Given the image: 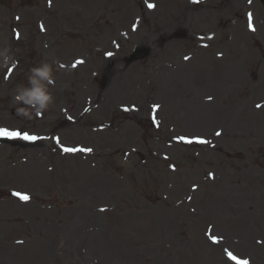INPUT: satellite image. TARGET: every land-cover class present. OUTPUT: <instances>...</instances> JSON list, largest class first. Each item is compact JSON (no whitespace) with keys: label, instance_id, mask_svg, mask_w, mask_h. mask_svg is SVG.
I'll return each mask as SVG.
<instances>
[{"label":"rangeland","instance_id":"374dc122","mask_svg":"<svg viewBox=\"0 0 264 264\" xmlns=\"http://www.w3.org/2000/svg\"><path fill=\"white\" fill-rule=\"evenodd\" d=\"M207 1L219 7L191 8V29L177 0H0V52L15 61L0 67V128L38 137L0 145V264H235L225 249L264 264V29L248 35L223 20L231 0ZM138 46L149 56L124 68ZM54 60L67 67L53 64L44 118L18 115L30 70ZM169 75L206 122L188 126L162 96Z\"/></svg>","mask_w":264,"mask_h":264},{"label":"clouds","instance_id":"9594fccd","mask_svg":"<svg viewBox=\"0 0 264 264\" xmlns=\"http://www.w3.org/2000/svg\"><path fill=\"white\" fill-rule=\"evenodd\" d=\"M96 50L100 51L101 49L97 47ZM8 52L9 50L7 48L0 52V56L3 57V59L0 60V67L15 64L14 59L7 55ZM53 64H57L59 67H67L59 61L54 60L52 64L42 63L30 70L32 73L30 77L32 87L22 90L20 94L15 97L16 102L22 101L25 106L30 107H18V115L27 119H32L33 115H39L48 109L53 101V96L49 91V86L54 83Z\"/></svg>","mask_w":264,"mask_h":264},{"label":"snow or ice","instance_id":"6c2138e0","mask_svg":"<svg viewBox=\"0 0 264 264\" xmlns=\"http://www.w3.org/2000/svg\"><path fill=\"white\" fill-rule=\"evenodd\" d=\"M250 2V0H249ZM148 7L149 8H154L155 5L152 4V3H149L148 4ZM249 27L252 28V30H255L254 29V25L252 24V15L251 13H249ZM109 56L111 55V53L108 54ZM187 59V57H186ZM77 64H80V63H83V61H77L76 62ZM75 67V65H73ZM209 99H211V97H209ZM160 106L159 105H153V109L156 110L158 109ZM257 107H262L261 105H257ZM127 110V109H125ZM158 123V122H157ZM222 133L221 132H217L216 135L217 136H220ZM0 136L2 137H8V138H18V139H22V140H25V141H35L38 139L37 136L35 135H31L27 132H20V131H9L8 129L6 128H0ZM177 140L179 142H183V143H187V144H191L193 142L195 143H200V144H209L210 141L206 140V139H203V138H200V137H196V138H189L187 136H179L177 137ZM56 143L59 144L60 141H59V138H56ZM62 151L64 153H76V152H92L93 150L91 148H69V147H63L62 148ZM173 170H175V166L173 165ZM21 201H29L30 200V196L29 195H26V194H21L19 192L17 193H14ZM220 239L219 237H216V236H212L211 237V240L213 243H220ZM225 254L227 256V258L233 262H235V264H250V261L248 260H244V259H240L238 258L235 254H233V252H231L230 250L228 249H225Z\"/></svg>","mask_w":264,"mask_h":264},{"label":"bare ground","instance_id":"6f19581e","mask_svg":"<svg viewBox=\"0 0 264 264\" xmlns=\"http://www.w3.org/2000/svg\"><path fill=\"white\" fill-rule=\"evenodd\" d=\"M238 7V3L235 2L234 8ZM174 75H169L165 78L167 86L163 87L165 88V91L162 93V96L164 98H167L168 102L173 103L176 108L183 113L184 115V120L187 121L188 126H197L199 125L202 121L206 122V117H205V110L204 108L200 105L197 106L196 104H186L183 100V97L180 96L181 94H178L176 92H173V87L175 83L172 85ZM182 90V93L186 95V90L187 88H180ZM182 103L185 104V107L182 106ZM193 116V117H192ZM202 127L201 129H203ZM240 221V220H239ZM241 222V221H240ZM229 234H223L221 235L223 240H228L229 239Z\"/></svg>","mask_w":264,"mask_h":264}]
</instances>
